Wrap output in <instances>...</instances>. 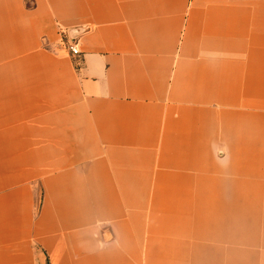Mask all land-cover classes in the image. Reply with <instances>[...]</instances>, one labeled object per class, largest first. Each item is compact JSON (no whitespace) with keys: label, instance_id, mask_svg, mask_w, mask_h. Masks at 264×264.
Wrapping results in <instances>:
<instances>
[{"label":"crops","instance_id":"0c3cea01","mask_svg":"<svg viewBox=\"0 0 264 264\" xmlns=\"http://www.w3.org/2000/svg\"><path fill=\"white\" fill-rule=\"evenodd\" d=\"M0 264H264V0H0Z\"/></svg>","mask_w":264,"mask_h":264},{"label":"built area","instance_id":"2783aa9c","mask_svg":"<svg viewBox=\"0 0 264 264\" xmlns=\"http://www.w3.org/2000/svg\"><path fill=\"white\" fill-rule=\"evenodd\" d=\"M65 47L68 49V51L72 54V55H77L79 54V50L76 46V44L74 42H68Z\"/></svg>","mask_w":264,"mask_h":264}]
</instances>
